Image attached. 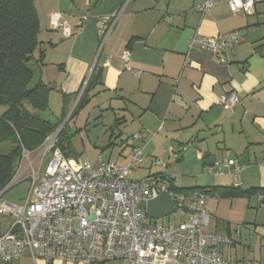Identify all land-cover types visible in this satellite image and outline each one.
I'll use <instances>...</instances> for the list:
<instances>
[{"label": "crops", "instance_id": "1", "mask_svg": "<svg viewBox=\"0 0 264 264\" xmlns=\"http://www.w3.org/2000/svg\"><path fill=\"white\" fill-rule=\"evenodd\" d=\"M204 2L34 0L40 33L32 66L36 81L50 88L46 117L57 123L72 113L94 68L101 71L89 103L67 120L69 124L74 117H82V124L70 130L65 141L72 160L98 168L103 155L87 154L90 147L120 146L118 161L124 162L135 146H143L144 151L154 146L152 152L157 146H172V152L179 146L178 152L184 153L182 172L195 182H185L183 187L264 189V0L249 16L232 12L229 0H214L210 11L201 13L196 7ZM54 12L70 23L71 37L51 27ZM105 17L116 20L110 32L102 25ZM234 31L240 37L228 49V63L210 50L189 47L194 37H226ZM126 51L130 53L128 66L122 57ZM231 91L240 102L227 108L221 98ZM142 130L151 134L146 142L133 138ZM77 146L85 148L86 158L79 157ZM145 154L144 162L152 156ZM206 156L215 157L213 166L204 163ZM230 159L244 167L238 176L225 166ZM205 208L211 215L208 231L233 240L221 246L225 259L264 264L263 194L211 192ZM183 211L187 220L189 213ZM9 264L95 263L48 262L26 251ZM100 264L128 263L109 260Z\"/></svg>", "mask_w": 264, "mask_h": 264}, {"label": "built area", "instance_id": "2", "mask_svg": "<svg viewBox=\"0 0 264 264\" xmlns=\"http://www.w3.org/2000/svg\"><path fill=\"white\" fill-rule=\"evenodd\" d=\"M261 1L229 0V5L232 12L243 11L249 16ZM213 5L214 0H205L196 8L205 13ZM115 23V18L102 20L109 32ZM50 24L65 38L73 34L72 26L59 12L51 14ZM239 37L238 31L226 37H194L189 47L210 50L220 61L228 63V49ZM122 57L128 66L130 53L126 51ZM239 102L234 91L221 98L227 108ZM68 118L38 149L24 148L16 164V174L7 189L28 178L30 190L20 203L0 202V213L13 218L9 230L0 235V264H9L26 251L33 258L48 262L59 259L95 264L109 260H124L128 264H246L225 259L221 246L230 245L233 240L208 231L211 215L205 208L207 193L173 189L174 174L159 173L142 180L129 178L131 167L140 166L146 158L143 146L133 147L125 165L100 158L99 167L94 168L90 162L69 159L57 144ZM150 135L142 130L133 138L146 142ZM153 164L165 167L160 159ZM225 166L235 176L244 168L234 159ZM210 171L224 174L220 169ZM164 191L173 198L175 211L187 210V220L158 225L147 214L145 204Z\"/></svg>", "mask_w": 264, "mask_h": 264}, {"label": "trees", "instance_id": "3", "mask_svg": "<svg viewBox=\"0 0 264 264\" xmlns=\"http://www.w3.org/2000/svg\"><path fill=\"white\" fill-rule=\"evenodd\" d=\"M40 33V19L34 0H0V193L16 174L18 160L23 149L34 151L62 124L64 119L54 123L44 113L49 109L50 88L42 80L36 81L32 66ZM94 68L90 79L69 119L81 111L90 101V92L100 79V69ZM67 112V111H66ZM68 119V121H69ZM66 122L64 128L68 124ZM62 129L57 144L64 151L68 149L66 129ZM171 187L178 191L201 190L207 194L241 196L264 189L243 190L240 187H179L171 181ZM6 192V191H5ZM4 192V193H5ZM4 193L0 196L4 195Z\"/></svg>", "mask_w": 264, "mask_h": 264}, {"label": "rangeland", "instance_id": "4", "mask_svg": "<svg viewBox=\"0 0 264 264\" xmlns=\"http://www.w3.org/2000/svg\"><path fill=\"white\" fill-rule=\"evenodd\" d=\"M5 109V106L0 105V113H2V111ZM72 111V110H71ZM71 111L69 112L68 116L66 117V119L69 117V115L71 114ZM45 116H48V112L44 113ZM51 119L53 121H55L54 118L51 117ZM65 119V120H66ZM77 117H74L68 124L67 126V133H70V130H72L73 128H75L76 126H80L82 124V117L78 118V120H76ZM154 146H149V148L145 149V153H150L149 156L147 158V160L145 162H143V164H141L140 166H137L136 164H134L131 167V173L129 175L130 179H134V180H142L143 178L149 177L151 175H155V174H168V175H172L174 174L176 176L175 179V185L179 186V187H183L185 185V182L187 183H195L194 181H190V177L185 176V174L182 172V165H183V161L180 160L181 156L184 154H180L178 152L179 146H174V152L171 151V147L172 146H157V150L155 152H152V148ZM77 149L79 151V157L81 158H86L87 154H102L104 160H109L111 159V161L117 162L118 164H127L129 163V158L123 161H118V152L120 150V146L119 147H113V148H108L105 150L102 149H95L93 147H90V151L87 152V154L85 153V148L83 146H77ZM128 155V152H125ZM86 154V155H85ZM125 155V156H127ZM33 157H35V155H33ZM128 157V156H127ZM49 157L46 158V160L44 161L43 164V169L45 168L47 162H48ZM155 159H160L162 160V162L166 165H168V167H161V166H156L153 164V161ZM180 160V161H179ZM29 190H30V181L28 178H24L20 181H18L17 183H15L14 185H12L10 188H8L6 190V192L4 193V195L2 196V198H0V202L2 201H6L8 203H20L22 202L29 194ZM186 215L185 212L183 211V209H179L174 211L172 214L164 217L163 219L160 220H154L158 225H169V224H177L181 221H184L186 219ZM12 215L11 214H3L0 213V232L4 231L5 228H7V226L9 225V223H11L12 220Z\"/></svg>", "mask_w": 264, "mask_h": 264}, {"label": "water", "instance_id": "5", "mask_svg": "<svg viewBox=\"0 0 264 264\" xmlns=\"http://www.w3.org/2000/svg\"><path fill=\"white\" fill-rule=\"evenodd\" d=\"M65 154L69 159H71L73 156V153L71 150L65 151ZM215 162H216L215 157L206 156L204 163L206 165L213 166ZM7 187L0 193V196L7 190ZM145 208H146L147 214L153 220H160L172 214L176 209V205L171 195L168 192L164 191L156 198L149 200L145 204Z\"/></svg>", "mask_w": 264, "mask_h": 264}]
</instances>
